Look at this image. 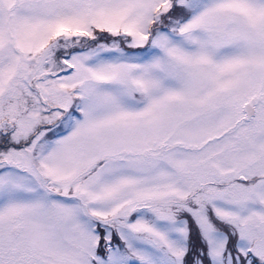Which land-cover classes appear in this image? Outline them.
I'll use <instances>...</instances> for the list:
<instances>
[{"label": "snow or ice", "instance_id": "obj_1", "mask_svg": "<svg viewBox=\"0 0 264 264\" xmlns=\"http://www.w3.org/2000/svg\"><path fill=\"white\" fill-rule=\"evenodd\" d=\"M0 264H264V0H0Z\"/></svg>", "mask_w": 264, "mask_h": 264}]
</instances>
